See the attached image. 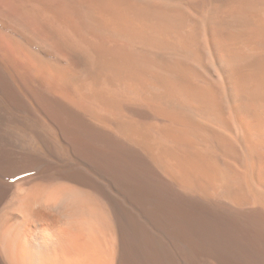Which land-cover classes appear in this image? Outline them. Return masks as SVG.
Wrapping results in <instances>:
<instances>
[{
    "label": "bare ground",
    "instance_id": "6f19581e",
    "mask_svg": "<svg viewBox=\"0 0 264 264\" xmlns=\"http://www.w3.org/2000/svg\"><path fill=\"white\" fill-rule=\"evenodd\" d=\"M0 264H264V0H0Z\"/></svg>",
    "mask_w": 264,
    "mask_h": 264
}]
</instances>
